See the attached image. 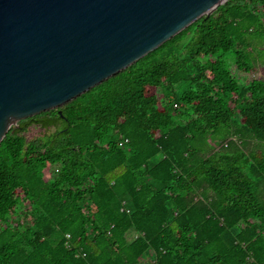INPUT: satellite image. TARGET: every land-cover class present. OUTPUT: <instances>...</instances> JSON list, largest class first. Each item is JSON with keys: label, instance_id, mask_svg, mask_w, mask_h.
I'll return each instance as SVG.
<instances>
[{"label": "trees", "instance_id": "1", "mask_svg": "<svg viewBox=\"0 0 264 264\" xmlns=\"http://www.w3.org/2000/svg\"><path fill=\"white\" fill-rule=\"evenodd\" d=\"M263 49L264 0H227L11 126L0 264H264V79L225 60L255 72Z\"/></svg>", "mask_w": 264, "mask_h": 264}, {"label": "water", "instance_id": "2", "mask_svg": "<svg viewBox=\"0 0 264 264\" xmlns=\"http://www.w3.org/2000/svg\"><path fill=\"white\" fill-rule=\"evenodd\" d=\"M227 0H0V142Z\"/></svg>", "mask_w": 264, "mask_h": 264}, {"label": "rangeland", "instance_id": "3", "mask_svg": "<svg viewBox=\"0 0 264 264\" xmlns=\"http://www.w3.org/2000/svg\"><path fill=\"white\" fill-rule=\"evenodd\" d=\"M262 52H264V49ZM225 60L227 62V65H228L230 71L235 76V78H237L239 83L244 84V83H247L254 78L264 79V57H261V58H259V60L256 61L255 72H251L248 74H244V73L238 71V69L236 68V66L234 64L233 57L231 56V54H228L227 56H225ZM42 133H43L42 130H40L39 128L31 127L29 132L26 135H27L28 139H31L33 137H36V136L42 134ZM249 147L254 149V150L263 149V147L258 146L254 142L251 143V145Z\"/></svg>", "mask_w": 264, "mask_h": 264}]
</instances>
